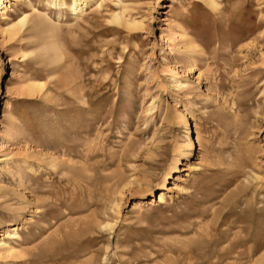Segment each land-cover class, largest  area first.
<instances>
[{
    "label": "rangeland",
    "instance_id": "1",
    "mask_svg": "<svg viewBox=\"0 0 264 264\" xmlns=\"http://www.w3.org/2000/svg\"><path fill=\"white\" fill-rule=\"evenodd\" d=\"M63 1L0 18V264H264V0Z\"/></svg>",
    "mask_w": 264,
    "mask_h": 264
},
{
    "label": "bare ground",
    "instance_id": "2",
    "mask_svg": "<svg viewBox=\"0 0 264 264\" xmlns=\"http://www.w3.org/2000/svg\"><path fill=\"white\" fill-rule=\"evenodd\" d=\"M12 0H2L1 2V5H0V18L1 19H5V15L7 14L6 13V9L8 8V5L11 3ZM62 2V5H66L65 4V1L61 0ZM211 1V0H209ZM208 1V2H209ZM54 4V2H52ZM88 5V2L86 0H74V3H73V6H72V11L74 12H78V10L80 9V11H83L85 8ZM127 11L126 7L123 9V11L121 12V14H118V15H114L113 16V23L114 24H117L119 26H124L125 24V12ZM41 17V16H40ZM42 18V17H41ZM25 24H27V18H23L21 21H20V26H25ZM10 33H15L16 34V30L13 28V30L10 32ZM187 36V35H186ZM190 37V36H189ZM26 145V144H25ZM24 148V147H23ZM27 149V148H26ZM180 171V168L178 167V162L176 161L175 164H174V174H177L178 172ZM176 178V177H174ZM173 179V178H172ZM174 184V183H173ZM165 187V186H164ZM167 188H170L168 186H166ZM173 188V187H172ZM166 189V188H165ZM171 189V188H170ZM163 190V188H162ZM173 190V189H172ZM165 192V191H164ZM167 197V196H166ZM165 195L163 193L160 192L159 194V197H158V203H161L163 202L165 199H166ZM157 201V200H156ZM143 203V202H142ZM154 203V202H153ZM142 205V204H141ZM143 206V205H142ZM135 210V209H134ZM65 235V234H64ZM254 249L256 248H252L251 250L253 251ZM13 250V248H12ZM11 250V251H12ZM255 251V250H254ZM253 251V252H254ZM251 252V251H250ZM38 263V262H37Z\"/></svg>",
    "mask_w": 264,
    "mask_h": 264
}]
</instances>
